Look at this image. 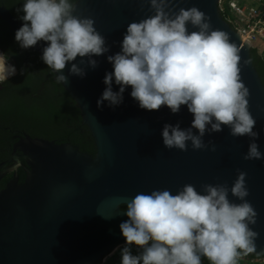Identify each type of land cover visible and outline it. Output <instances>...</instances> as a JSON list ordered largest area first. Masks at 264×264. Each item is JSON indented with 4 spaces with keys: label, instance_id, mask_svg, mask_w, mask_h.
<instances>
[{
    "label": "water",
    "instance_id": "water-1",
    "mask_svg": "<svg viewBox=\"0 0 264 264\" xmlns=\"http://www.w3.org/2000/svg\"><path fill=\"white\" fill-rule=\"evenodd\" d=\"M219 0H174V10L197 7L210 18L213 30L228 33L230 42L240 49L241 78L249 89V111L256 120V143L264 154V85L251 59V45L224 20ZM74 15L90 17L105 37L109 51L92 57L95 68L85 64L86 75L64 74L62 84L81 109L96 146V155L81 152L71 144H56L26 136L14 146L12 157L0 164V182L10 172L25 168L28 176L20 183L16 173L0 192V264H96L125 244L119 225L127 220L121 207L137 193L170 190L176 194L185 184L203 191V184H225L229 188L238 172L246 175L249 195L257 223L250 225L259 233L256 253L264 255V159L245 160L251 139L233 137L227 127L221 132H206L204 150L167 149L163 145L165 124L181 129L191 127L193 116L185 106L177 114L166 106L158 111L141 109L131 96L108 107H97L106 85L105 74L113 70L108 55L121 50L127 25L153 14L146 0H79ZM0 19L15 33L23 24L0 5ZM189 31H193L191 25ZM45 42L32 49L41 55ZM87 58H85V61ZM248 61L247 64L244 62ZM79 64V58L75 61ZM59 74V73H57ZM119 86L113 83V91ZM210 127V126H209ZM194 134L198 132L193 129ZM211 142V143H210ZM216 150L211 151L212 145ZM17 151L23 153L22 156ZM28 162L24 167L21 158ZM229 199L240 203L229 192Z\"/></svg>",
    "mask_w": 264,
    "mask_h": 264
},
{
    "label": "clouds",
    "instance_id": "clouds-1",
    "mask_svg": "<svg viewBox=\"0 0 264 264\" xmlns=\"http://www.w3.org/2000/svg\"><path fill=\"white\" fill-rule=\"evenodd\" d=\"M146 2L153 14L129 23L120 52L107 56L113 70L105 74L106 88L97 107L105 101L108 107L119 106L130 87V96L141 109L158 111L166 106L177 114L185 106L193 116L188 129L179 123L163 126L167 149L187 151L189 141L193 150L208 149L202 139L205 133L227 127L231 136L251 139L245 160L264 159L256 143L259 133L253 130L249 89L240 75V49L228 33L213 30L210 18L195 6L176 11L174 0ZM76 5L77 0H24L16 9L23 13L18 15L23 24L15 41L25 50L45 42L41 59L63 85L68 83L64 70L69 64V75L83 78L86 72L80 65L86 62L95 68L98 61L92 57L109 51L94 19L73 14ZM189 25L195 30L189 31ZM16 72L0 53V83ZM113 83L118 91H113ZM210 150H216L214 144ZM237 172L230 188L203 184L201 192L185 184L176 194L153 190L125 202L127 220L119 225L125 240L120 264H203V259L208 264H238L239 258L256 253L259 233L250 225L257 223L258 213L246 199L247 174ZM229 192L240 203L231 201ZM133 246L138 254L132 253Z\"/></svg>",
    "mask_w": 264,
    "mask_h": 264
},
{
    "label": "trees",
    "instance_id": "trees-1",
    "mask_svg": "<svg viewBox=\"0 0 264 264\" xmlns=\"http://www.w3.org/2000/svg\"><path fill=\"white\" fill-rule=\"evenodd\" d=\"M23 2L0 0V5L18 19V15L22 16L23 13L18 14L16 9L21 8ZM222 17L227 21L225 16ZM0 50L18 70L17 75L0 83V163L11 158L14 146L22 136L56 144L68 143L77 146L83 153L95 156L94 139L84 124L76 100L62 84L56 82L55 74L43 63L40 53L20 48L15 41V33L1 19ZM251 59L264 85V60L256 49H251ZM16 173L21 184L26 181L28 174L21 167L17 172H10L4 177L0 182V192ZM121 208L124 210L126 206ZM238 262L264 264V255L250 254L239 258ZM96 264H102V261ZM107 264L118 263L109 261Z\"/></svg>",
    "mask_w": 264,
    "mask_h": 264
},
{
    "label": "built area",
    "instance_id": "built-area-1",
    "mask_svg": "<svg viewBox=\"0 0 264 264\" xmlns=\"http://www.w3.org/2000/svg\"><path fill=\"white\" fill-rule=\"evenodd\" d=\"M218 8L230 26L240 34L242 42L250 44L251 49H256L264 60V0H219ZM123 246L104 258L102 264L116 257ZM131 250L133 254L140 251L135 246ZM203 264H208V261L203 259Z\"/></svg>",
    "mask_w": 264,
    "mask_h": 264
},
{
    "label": "flooded vegetation",
    "instance_id": "flooded-vegetation-1",
    "mask_svg": "<svg viewBox=\"0 0 264 264\" xmlns=\"http://www.w3.org/2000/svg\"><path fill=\"white\" fill-rule=\"evenodd\" d=\"M0 52H2L1 50H0ZM2 54H4L3 52H2ZM12 63V62H11ZM13 64V63H12ZM14 65V64H13ZM17 73H18V70H17V72H16V75H17ZM15 76V75H14ZM13 77V76H12ZM24 137H26V136H22V137H20V138H18L19 139V141L21 140V139H23ZM18 141V142H19ZM74 146V145H73ZM74 147H76V148H78L77 146H74ZM79 149V148H78ZM80 150V149H79ZM14 152H15V150L13 149V153H12V155L14 154ZM17 154L18 155H20V156H22L23 155V153L22 152H20V151H17ZM12 157V156H11ZM10 159V158H9ZM8 159V160H9ZM7 161V160H6ZM21 161H22V163H23V165H24V167H28V162H27V160L26 159H24L23 157L21 158ZM1 164V163H0ZM25 169V168H24Z\"/></svg>",
    "mask_w": 264,
    "mask_h": 264
},
{
    "label": "rangeland",
    "instance_id": "rangeland-1",
    "mask_svg": "<svg viewBox=\"0 0 264 264\" xmlns=\"http://www.w3.org/2000/svg\"><path fill=\"white\" fill-rule=\"evenodd\" d=\"M0 53H2V52H0ZM8 62H9L10 64H12L11 61L8 60ZM12 65H13V64H12ZM9 78H11V77H9ZM119 258H121V256H120V251L117 253L116 257H113V258H111V259H108V260L106 261V264H107L109 261H115L116 263L120 264V259H119ZM238 264H239V262H238Z\"/></svg>",
    "mask_w": 264,
    "mask_h": 264
}]
</instances>
